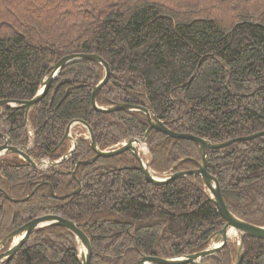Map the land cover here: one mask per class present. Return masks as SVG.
<instances>
[{"label":"trees","instance_id":"trees-1","mask_svg":"<svg viewBox=\"0 0 264 264\" xmlns=\"http://www.w3.org/2000/svg\"><path fill=\"white\" fill-rule=\"evenodd\" d=\"M80 54L109 66L99 107L150 106L167 129L213 144L264 132V0H0V101H29L53 64ZM103 77L92 62L66 65L27 124L23 109L0 107V134L29 147L32 159L51 161L68 151V142L59 143L74 120L91 128L102 151L141 137L148 129L142 113L92 109V88ZM146 148L160 175L200 161L195 143L153 130ZM93 156L85 135L67 161L46 171L1 156L0 240L56 216L79 225L90 264H136L202 251L224 226L200 177L147 183L129 153L74 169ZM207 172L234 216L264 227V136L209 151ZM75 249L66 229L45 227L7 264H78ZM243 251L240 264H264V241L244 237ZM235 254L228 242L202 264H231Z\"/></svg>","mask_w":264,"mask_h":264},{"label":"water","instance_id":"water-1","mask_svg":"<svg viewBox=\"0 0 264 264\" xmlns=\"http://www.w3.org/2000/svg\"><path fill=\"white\" fill-rule=\"evenodd\" d=\"M76 61L92 62L98 64L104 71L103 79L95 87H93L91 91V106L95 112L101 114H111L116 112L142 113L147 120L148 129L140 138L130 137L115 149L101 151L95 142V138L91 128L81 120L71 121L65 129L64 136L61 139L59 145L66 140L72 141V138L70 136L71 128L75 124H80L88 132L87 140L89 141L90 150L94 154V156L88 161H82L75 164L74 168L79 165L87 166L89 164H92L99 158L107 159L119 156L123 153H129L137 161L138 166L136 168L140 171L147 183L154 185H163L178 178L186 176H198L200 177L201 183L206 190L207 201L214 206L217 214L225 222L222 229L213 233L208 238V240L206 241V247L202 251L189 253L169 259L141 257L136 264H202L204 260L210 259L217 255L226 245L227 241L231 238H233V241L236 244V255L234 261L231 264H240L244 256V237H250L256 240L264 241V227L248 224L234 216L227 209L223 201L217 179L207 172V153L211 150L222 149L232 143L249 141L262 137L264 136V132L254 133L247 137L229 140L221 144H213L207 139L199 138L186 133H175L167 129L166 125L156 118L150 106L140 107L130 104H114L111 106L99 107L97 105L96 98L110 78V69L108 64L102 58L95 54L68 55L61 58L58 62L51 66L50 70L42 78L39 84V89L32 99H30L29 101L2 100L0 101V107H5L7 109H23L24 124H27V116L30 110L42 100L47 90L49 89V86L58 77L62 69L66 65ZM151 130L161 133L172 139L190 141L195 143L200 153V161L195 162L196 169L178 173L173 172V169H171L168 174L163 175L162 177H156L150 171L151 161L149 155L147 159H144V157H142L140 153L141 146H144L146 148V143ZM0 138L3 140L2 145H0V157L7 154L18 155L29 167L37 171H44L49 167L56 168L59 164L66 161L71 156L75 148V142L73 141L72 148L59 160L50 161L46 159L35 161L27 155V147L14 146L9 138L1 134ZM182 161L183 160L179 161L176 165L180 164ZM70 173L74 174L73 171ZM51 195L52 197H55L52 190ZM45 227H61L66 229L74 237L76 244V260L78 264H90V244L87 237L80 229L79 225L70 220L58 218L56 216H44L35 218L3 237L0 241V250L4 249V251L0 253V264H7L20 251L21 247L25 244L32 232ZM232 233L234 234L233 236L231 235ZM8 243L9 247L6 249V245Z\"/></svg>","mask_w":264,"mask_h":264},{"label":"flooded vegetation","instance_id":"flooded-vegetation-1","mask_svg":"<svg viewBox=\"0 0 264 264\" xmlns=\"http://www.w3.org/2000/svg\"><path fill=\"white\" fill-rule=\"evenodd\" d=\"M76 126H78V125H76ZM74 128H75V126H74ZM82 130L84 131V129H82ZM83 135H84V132H82V131L79 132V129H78V130L76 129V133H74V130L72 129V130H71V133H70V136H71V138H72V141H68V140H66V141H64V142H68V143L70 144V146H69V149H70V148L72 147V145H73V141H74V142H75V147H76V144H77L78 139L80 138V136H83ZM63 136H64V135H63ZM7 138H8V137H7ZM62 138H63V137H62ZM2 143H3V140H2ZM62 143H63V142H62ZM62 143H61V144H62ZM61 144H60V145H61ZM1 145H2V144H1ZM14 146H15V145H14ZM17 147H19V146H17ZM69 149H68V151H69ZM74 149H75V148H74ZM68 151H67L65 154H67ZM65 154H64V155H65ZM72 154H73V153H72ZM72 154H71V156H72ZM71 156H70V157H71ZM62 157H63V155H62ZM70 157H69V158H70ZM69 158H68V159H69ZM68 159H67V160H68ZM67 160H66V161H67ZM78 162H82V161H78ZM78 162H77V163H78ZM77 163H75V164H77ZM93 163H94V162H93ZM74 166H75V165H74ZM79 166H82V165H79ZM77 167H78V166H77ZM77 167H76V168H77ZM76 168H74V169H76ZM73 172H74V171H73ZM78 184H79V186H78V189L76 190V192H77L78 190H80V187H81V186H80V185H81L80 182H78ZM17 229H18V228H17ZM15 230H16V229H15ZM15 230H14V231H15ZM12 232H13V231H12ZM35 232H36V231H35ZM35 232H32V233L30 234V236H31L33 233H35ZM7 235H8V234H7ZM30 236H29V237H30ZM4 237H5V236H4ZM29 237H28V239H29ZM28 239H27V241H28ZM1 240H2V239H1ZM1 240H0V241H1ZM27 241L25 242V244L27 243ZM9 243H11V242H9ZM9 243L6 245V248L9 247ZM25 244H24V245H25ZM24 245L21 247V249L24 247ZM21 249H20V250H21ZM3 251H4V249H3V250H0V253L3 252Z\"/></svg>","mask_w":264,"mask_h":264},{"label":"rangeland","instance_id":"rangeland-1","mask_svg":"<svg viewBox=\"0 0 264 264\" xmlns=\"http://www.w3.org/2000/svg\"><path fill=\"white\" fill-rule=\"evenodd\" d=\"M76 129L78 130L79 129V132H84V135L85 136H87V132L86 131H83L82 129V126H75V128H73V130H74V133H76ZM139 147V146H138ZM141 149V153L143 154V156L144 157H146L147 156V150H146V148H145V150L143 149V148H140ZM153 174L155 175V176H157V177H161V175L160 174H156V173H154L153 172ZM230 242H233V243H235L234 241H233V238H231V240H230Z\"/></svg>","mask_w":264,"mask_h":264},{"label":"bare ground","instance_id":"bare-ground-1","mask_svg":"<svg viewBox=\"0 0 264 264\" xmlns=\"http://www.w3.org/2000/svg\"><path fill=\"white\" fill-rule=\"evenodd\" d=\"M141 148H143L145 150V147L144 146H141ZM147 154V153H146ZM232 236L234 235L233 233L231 234Z\"/></svg>","mask_w":264,"mask_h":264}]
</instances>
